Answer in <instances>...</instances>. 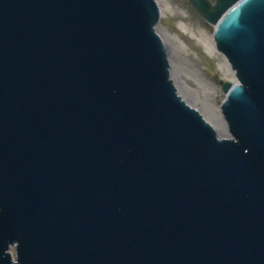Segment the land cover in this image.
Wrapping results in <instances>:
<instances>
[{
    "label": "water",
    "instance_id": "95a60500",
    "mask_svg": "<svg viewBox=\"0 0 264 264\" xmlns=\"http://www.w3.org/2000/svg\"><path fill=\"white\" fill-rule=\"evenodd\" d=\"M189 2L239 78L228 136L157 0H0V264H264V0Z\"/></svg>",
    "mask_w": 264,
    "mask_h": 264
},
{
    "label": "rangeland",
    "instance_id": "374dc122",
    "mask_svg": "<svg viewBox=\"0 0 264 264\" xmlns=\"http://www.w3.org/2000/svg\"><path fill=\"white\" fill-rule=\"evenodd\" d=\"M166 1L170 6L160 5L163 10L159 28L179 36L171 45L173 53L169 60L172 74L177 76L180 73L201 96H208L221 107L225 95L218 79L225 76L232 79V75L222 67L224 54L217 48L212 55L201 42L205 38L214 41V25L205 20L188 0ZM181 23L188 29H184Z\"/></svg>",
    "mask_w": 264,
    "mask_h": 264
},
{
    "label": "bare ground",
    "instance_id": "6f19581e",
    "mask_svg": "<svg viewBox=\"0 0 264 264\" xmlns=\"http://www.w3.org/2000/svg\"><path fill=\"white\" fill-rule=\"evenodd\" d=\"M159 5L162 3H165L166 7H169V3L166 0H157ZM163 10V7H161ZM184 29H188V27L184 24H180ZM157 29L159 34L161 35L167 50H168V56L170 58V55L173 53L172 46L175 42L176 39H179V36L175 35L174 33L167 31L165 29L160 30L159 24L157 25ZM202 37V36H201ZM200 37V39H201ZM203 38V37H202ZM201 42L204 43L206 46L207 50L212 53V55L215 53L217 46L215 43V40H209L208 38H205ZM223 53V52H222ZM224 54V53H223ZM222 67L226 69L227 73L232 75V79H229L227 76L225 77H220L218 79V85L221 87L225 97V91L223 89L222 82L227 81V82H232L236 83L237 80H239L238 75L236 73L235 68L232 66L231 62L227 58V56L224 54L223 58V64ZM171 70V68H170ZM183 76L178 73L177 76L173 75L172 72L170 73V78H172L174 85L176 86V89L178 93L181 95V97L189 103L191 106L197 108L200 113L203 115V117L209 121L210 123L213 124V126L217 129L218 133L220 136H228L230 133V130L228 128L227 122L225 120V117L223 115L222 110L220 109L221 107L215 105V103L206 95L201 96L197 90L192 88L190 85L186 83V79L182 78ZM224 97V99H225ZM224 101V100H223ZM223 103V102H222Z\"/></svg>",
    "mask_w": 264,
    "mask_h": 264
}]
</instances>
